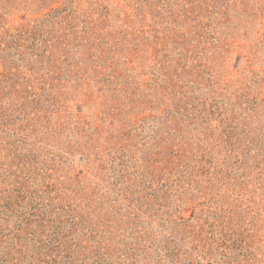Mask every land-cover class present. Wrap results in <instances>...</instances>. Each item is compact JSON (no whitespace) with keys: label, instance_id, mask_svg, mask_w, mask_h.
Masks as SVG:
<instances>
[{"label":"rangeland","instance_id":"374dc122","mask_svg":"<svg viewBox=\"0 0 264 264\" xmlns=\"http://www.w3.org/2000/svg\"><path fill=\"white\" fill-rule=\"evenodd\" d=\"M0 264H264V0H0Z\"/></svg>","mask_w":264,"mask_h":264}]
</instances>
